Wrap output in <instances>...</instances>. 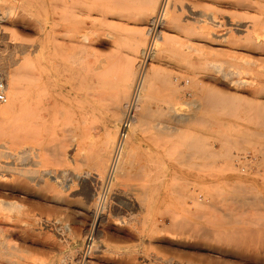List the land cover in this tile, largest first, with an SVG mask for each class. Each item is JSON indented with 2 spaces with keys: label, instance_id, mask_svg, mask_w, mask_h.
<instances>
[{
  "label": "rangeland",
  "instance_id": "rangeland-1",
  "mask_svg": "<svg viewBox=\"0 0 264 264\" xmlns=\"http://www.w3.org/2000/svg\"><path fill=\"white\" fill-rule=\"evenodd\" d=\"M162 1L0 0V67L18 75L19 104L31 103L29 114L17 109L0 132V176L23 185L5 202L22 229L6 234L0 264H264V245L239 251L228 237L216 238L233 229L226 201L240 185L238 198L256 195L244 198H258L257 211L264 206L262 43L222 22L254 13L240 0H172L164 13ZM154 14L168 20L158 39L149 36ZM143 72L147 84L110 184L126 106ZM189 190L230 210L228 220L214 208L225 226L198 220L202 208L189 209L180 197Z\"/></svg>",
  "mask_w": 264,
  "mask_h": 264
},
{
  "label": "bare ground",
  "instance_id": "bare-ground-1",
  "mask_svg": "<svg viewBox=\"0 0 264 264\" xmlns=\"http://www.w3.org/2000/svg\"><path fill=\"white\" fill-rule=\"evenodd\" d=\"M170 1H172V0H163L162 1V3H161V6H160V8L161 9H163V7H164V9H163V11H164V13H166L167 12V9L169 10V7H171L170 6ZM236 1H238V0H236ZM175 2V1H174ZM175 4V3H174ZM179 4V3H178ZM232 4V3H231ZM238 7H240V8H242L243 10H246V11H252L253 13H254V18H252V20L249 18L248 20H246V21H243V20H245V19H243V20H240V21H237V22H234V20H233V18L232 19H230V18H228L227 16H223V20H222V22L225 20V22L226 23H229L231 26H234V29L240 34V35H244V36H246V37H248V38H251V40L252 41H254V42H259V43H262L261 44V48L260 47H258L257 49H259L261 52H262V54L264 55V0H240V1H238V2H236L235 3ZM166 6V7H165ZM231 6V5H230ZM232 6H234L233 4H232ZM174 7H176V5L174 6ZM174 7H173V12H174V16H171L172 17V20L173 21H175V22H178L177 20H179V16L177 15V13H176V10H177V8H176V10H174ZM234 7H236V6H234ZM159 8V9H160ZM184 9V8H183ZM187 9H188V12L191 14V15H196V12H195V8L193 9V7H191V6H189V5H187ZM2 11V10H1ZM160 11V10H159ZM178 11V10H177ZM203 11V10H202ZM201 12V11H200ZM204 12V11H203ZM202 12V13H203ZM2 13V12H1ZM156 13H158V11H156ZM161 13V12H160ZM159 13V14H160ZM3 14V13H2ZM159 14L158 15H155L154 14V16H152L150 19H149V36H152V37H155V39L157 38H161V36H162V33H163V29H164V27L165 26H168V20L163 16V19H162V21H160V20H157V18H158V16H159ZM162 14V13H161ZM205 14H207V12L205 13ZM3 16V15H2ZM161 16V15H160ZM204 16V15H203ZM1 17V16H0ZM162 17V16H161ZM170 17V18H171ZM189 17H190V15H189ZM230 17V16H229ZM194 18V17H193ZM213 18V17H212ZM3 19V18H2ZM160 19V18H159ZM197 19V18H196ZM200 18H198V20H199ZM171 20V21H172ZM202 20V19H201ZM200 20V21H201ZM239 20V19H238ZM3 21H4V19H3ZM157 21H160V22H158L157 23ZM216 21V20H215ZM208 22V21H207ZM213 22V21H212ZM212 22H210V23H212ZM217 22V21H216ZM171 23V22H170ZM169 23V24H170ZM173 23V22H172ZM220 23V22H219ZM224 23V22H223ZM158 24V25H157ZM174 24V23H173ZM232 28V27H231ZM230 28V29H231ZM0 34H1V32H0ZM242 37V36H241ZM246 37H245V39H246ZM86 39V38H85ZM86 41V40H85ZM250 41V40H249ZM251 41V42H252ZM87 42V41H86ZM12 44V43H11ZM248 44V43H247ZM253 44V43H252ZM244 47V46H243ZM243 47H242V49H243ZM146 48V47H145ZM247 48V47H246ZM144 51H146V50H144ZM154 54H155V52H154ZM153 55V54H152ZM153 57V56H152ZM264 57V56H263ZM151 60V59H150ZM146 63V62H145ZM9 65V64H8ZM146 65H147V63H146ZM141 66V65H140ZM145 66V65H144ZM5 67V66H4ZM0 67V71L4 74V76H5V79H6V82H7V102L0 108V132H2L3 131V129H4V127H5V124H6V122L8 123L9 122V120H8V118H10V116L11 115H13L14 113H16L17 112V109L18 110H20L21 111V109L24 111V113H26V114H29L30 113V109H31V103H28L27 105H25V106H21L20 104H19V92H18V75L16 74V72H12V71H10V70H7L8 69V67ZM144 73V72H143ZM142 79L140 80V82L138 83V85H136L135 86V88H134V92H133V97H132V101L126 106V108L128 109V110H126L127 112V114H126V118H125V121L122 123V125H121V128H120V131H119V135H118V139H117V142H116V145H115V150H114V154H113V158H112V160H111V166H110V171H109V175H108V177H107V181H109V183L111 184V181L114 179V176H115V174H116V172H118V170H119V166L121 165V163H120V161L122 160V158H123V153H124V150H125V145L127 144V140H129L128 139V137H129V135L131 136V125L133 124V122H134V118H133V113L135 114V110H136V108H139V107H137V106H139L138 104H140V99H141V92H142V90L144 89L143 87L145 86L146 87V81L145 80H147V78H146V75H145V73H144V75L141 77ZM150 80V79H149ZM149 80L147 81V82H149ZM150 81H152V80H150ZM236 81V80H235ZM146 84H145V83ZM149 84H151L150 82H149ZM148 84V85H149ZM151 87V86H150ZM145 90H146V88H145ZM131 100V99H130ZM210 107V106H209ZM132 109V110H131ZM132 138H134V137H132ZM193 150V149H192ZM191 150V151H192ZM182 153V152H181ZM212 153V152H211ZM199 154V153H198ZM207 154V153H206ZM181 155V154H180ZM194 155V154H193ZM218 155V154H217ZM204 156V155H203ZM213 156H214V154H213ZM220 156V155H219ZM189 157V156H188ZM6 160H7V158H6ZM183 160V159H182ZM201 160V159H200ZM199 160V161H200ZM209 161H211V160H209ZM3 164H4V162H2ZM5 165V164H4ZM124 166V165H123ZM1 167H2V164H1ZM4 167V166H3ZM125 167H126V165H125ZM120 168H122V167H120ZM2 169V168H1ZM126 169V168H125ZM3 170V169H2ZM1 170V171H2ZM123 170V169H122ZM203 170H205V169H203ZM206 171V170H205ZM122 172V171H121ZM244 172V171H243ZM7 173V172H6ZM120 173V172H119ZM204 173V172H203ZM211 173V172H210ZM0 175H2L1 173H0ZM206 176V175H205ZM212 176V175H211ZM3 177V176H2ZM17 177V176H16ZM11 179V178H10ZM16 179V178H15ZM19 179V178H18ZM105 179V178H104ZM196 179V178H195ZM8 180V179H7ZM12 180V179H11ZM14 180V179H13ZM102 181V180H101ZM195 181V180H194ZM15 182V181H14ZM14 182H13V184H14ZM17 182H18V180H17ZM105 183H106V181H105ZM113 183V182H112ZM194 183V182H193ZM22 185V184H21ZM21 185L20 184H15V185H10V184H8V182L6 183L5 181H4V177H3V179L1 178V176H0V250H4V248H7L8 247V243H10V242H7V240L9 239H7L6 238V234H8V232H15V231H21V229L22 228H20V226L18 225V224H16L14 221H12V219H11V217L12 216H10L9 214H11L10 213V211H9V209H11V208H14V207H11V206H9L10 205V203L12 202H10V201H7V203H9V204H7V203H5L6 202V199H7V197H15L18 193H19V191H20V189L22 188L21 187ZM25 185V184H24ZM193 185V184H192ZM23 186V185H22ZM93 187H94V185H92ZM109 186V185H108ZM110 186H112V185H110ZM109 186V187H110ZM115 186V185H114ZM242 185H240V187H241ZM244 186V185H243ZM239 187V186H238ZM239 187V191H238V188L237 187H235L236 188V190L238 191V192H240L241 190V188ZM212 188V187H211ZM95 189V188H94ZM186 189V188H185ZM187 189H189V187L187 188ZM234 189V188H233ZM93 190V189H92ZM182 190V189H181ZM196 190V189H195ZM195 190H193V191H188V192H186V193H183V196L181 195L180 197L181 198H183V199H186L187 201H191V203H192V205L191 206H188L187 208H196V210L197 209H201L202 208V212L200 211V210H197V211H200L199 212V214H202L201 216H198L197 214H198V212L196 211V216H198V220H200V218L199 217H201V221H203V219L205 220V219H207V222H206V224L207 223H210L211 224V222L213 221V220H217V222L216 223H219L220 225H216L217 227L219 226V227H221V226H225V223H226V221H225V223L223 224V222L221 221V219H222V217H220V219L219 218H215V217H217L216 216V210L218 209L217 207V209L215 208V206H214V202L212 203L209 199H208V197L205 195L204 197H200L199 195V193L198 192H196ZM235 190V191H236ZM94 191V190H93ZM96 191V190H95ZM209 191V190H208ZM233 191V190H232ZM246 191H247V189H246ZM257 191V190H256ZM210 192V191H209ZM238 192H236V194H238L239 195V193ZM241 192H243V190L241 191ZM247 192H249V191H247ZM247 192H245L244 193V195H246V193ZM254 191H252V192H250V194L251 193H253ZM98 193V192H97ZM96 193V194H97ZM178 193V192H177ZM99 194V193H98ZM182 194V193H181ZM222 194H223V192H222ZM225 194H229L228 192L227 193H224L223 195L225 196ZM240 194H243V193H240ZM258 194H260V193H258ZM95 195V194H94ZM210 195V194H209ZM222 195V196H223ZM235 195V194H234ZM233 195V196H234ZM238 195H237V197H235V198H231V199H229L228 201H226L228 204H230L229 206H231L232 207V211H234L235 212V214H234V212H232L233 213V215H234V218H233V229L232 230H229V232H227L226 230V232H224L222 229H221V231H223V235L222 236H220V234L218 233V232H221V231H218V232H215V233H218V234H216L217 236H216V238H218V239H221L220 237H228L227 238V242H225L226 244L229 242V240L231 241V248H232V243H233V247H235L236 246V249L238 250L239 248L242 250L243 248L242 247H244L245 245V247H247V248H249V247H251V246H254V245H261L260 246V248H262L263 247V245H264V220H262V221H260V222H258L256 219L258 218V220H260L259 218L261 217L262 218V216L263 215H260V211L262 210V206H261V209H259L258 211H257V209H255V207H260V205H257L256 204V206L254 205V201L252 202V200L253 199H255L254 197L256 196H254V195H252V196H254L253 197V199L252 200H250V198H252V196L250 197L249 196V194H247L249 197V199L248 198H244V197H247V195L246 196H244V195H241V196H244L243 198H238ZM179 196V195H178ZM220 196H221V194H220ZM230 196H232V195H230ZM236 196V195H235ZM257 197V196H256ZM104 198V197H103ZM225 198H226V196H225ZM224 198V199H225ZM230 198V197H229ZM1 199H2V201H1ZM4 199H5V201H4ZM99 200V202H100V200H102V202H104L103 201V199H101V196H100V194L98 195V197L96 198V200ZM108 199V198H107ZM9 200V199H8ZM223 200V199H222ZM256 200H258V198H256L255 199V202H256ZM184 201V200H183ZM224 201V200H223ZM261 201V200H260ZM97 202V201H96ZM99 202H97V206L99 205L98 203ZM101 202V203H102ZM262 203V202H261ZM9 206V207H11V208H8L7 207V205ZM17 204V203H16ZM221 204H223L222 202L221 203H219V205H221ZM260 204V203H259ZM12 205V204H11ZM96 205V204H95ZM105 205V204H104ZM219 205H217V206H219ZM14 206V205H13ZM20 206V205H19ZM187 206V205H186ZM214 206V207H213ZM16 207V206H15ZM245 207H246V209H245ZM264 207V206H263ZM20 208V207H19ZM18 208V209H19ZM216 210H215V209ZM227 208V207H226ZM99 209V208H98ZM98 209H97V207L94 209L95 211L94 212H96V210L98 211ZM208 209H210V211H204V210H208ZM224 209V208H223ZM230 209V208H229ZM253 209L254 210H256L255 212L257 213V215H260L259 217H257V218H255V216H257V215H254L255 214V212L253 211ZM13 210V209H12ZM11 210V212H13ZM20 210H21V208H20ZM219 210V209H218ZM222 209H220L219 211L220 212H222L221 211ZM224 210H226V209H224ZM224 210H223V212H224ZM254 212L253 213V215H254V218L253 217H251V214H252V211ZM16 211H18L19 212V210H16ZM25 211V210H24ZM191 211H193V210H191ZM218 211V212H219ZM15 212V211H14ZM207 212V213H206ZM208 212H209V214H208ZM221 213V215H223L224 217H225V215L226 214H228L229 212H231L230 210H228L227 212L228 213H226V211H225V213ZM263 214H264V210L263 211H261ZM16 213V212H15ZM91 213V212H90ZM97 213V212H96ZM184 213V212H183ZM192 213V212H191ZM190 213V214H191ZM193 213H194V211H193ZM215 215H214V214ZM18 214V213H17ZM195 214V213H194ZM188 215V214H187ZM211 215H213V216H211ZM230 215V214H229ZM18 216V215H17ZM191 217H193L192 216V214L190 215ZM215 216V217H214ZM218 216H220V215H218ZM232 216V215H231ZM231 216H229L230 217V220H232L231 218ZM23 217V216H22ZM180 217V216H179ZM178 217V218H179ZM208 217H209V220H212L211 222L208 220ZM213 217V218H212ZM223 217V218H224ZM226 217L228 218V216L226 215ZM16 218V217H15ZM102 218V217H101ZM195 219H197L196 217H194ZM203 218V219H202ZM215 218V219H214ZM226 218V219H227ZM16 219H18V218H16ZM21 219V218H20ZM61 219V218H60ZM103 219V218H102ZM226 219H223V220H226ZM264 219V218H263ZM62 220V219H61ZM218 220H220V221H218ZM228 220H229V218H228ZM227 220V221H228ZM16 221V220H15ZM18 221V220H17ZM59 221V220H58ZM103 221H104V219H103ZM176 221V220H175ZM189 222H190V220H188ZM42 222V221H41ZM45 222V221H44ZM66 222V221H65ZM186 222V221H185ZM215 222V221H214ZM213 222V223H214ZM52 223V222H51ZM56 223V222H55ZM176 223H177V221H176ZM175 222H174V224H176ZM192 223V222H191ZM216 223H214V224H216ZM21 224V223H20ZM24 224V223H23ZM65 224V223H64ZM173 224V225H174ZM208 225V226H212V225ZM25 226V225H24ZM85 226V225H84ZM100 226H102V225H99L98 227H99V229H100V231L103 233L104 232V228L102 227V228H100ZM158 226V225H157ZM177 226H178V224H177ZM187 226V225H186ZM214 227H216L215 225H213ZM231 226H232V223H231ZM27 227V226H26ZM176 227V226H175ZM182 227V226H181ZM227 227H228V225H227ZM191 228V227H190ZM202 228V227H201ZM203 228H205V227H203ZM202 228V229H203ZM58 229V228H57ZM184 229V228H183ZM182 229V230H183ZM206 229V228H205ZM96 230V229H95ZM212 230V229H211ZM85 231V230H84ZM189 231V230H188ZM208 231V230H207ZM214 231H215V229H214ZM186 232H187V229H186ZM189 232H191V231H189ZM210 232V231H209ZM212 232H213V230H212ZM188 233V232H187ZM197 233V232H196ZM222 233V232H221ZM227 233V234H226ZM189 234V233H188ZM187 234V235H188ZM193 234V233H192ZM191 234V235H192ZM198 234H200V233H198ZM197 234V235H198ZM210 234V233H209ZM214 234V233H213ZM103 235V234H102ZM166 235V234H165ZM190 235V234H189ZM215 235V234H214ZM200 236H202L201 234H200ZM205 236V235H204ZM64 237V236H63ZM158 237V236H157ZM163 237V236H162ZM208 237H209V235H208ZM207 237V238H208ZM211 237V236H210ZM213 237H215V236H213ZM225 237H224V239H222V240H224V241H226L225 240ZM170 238V237H169ZM182 239V238H181ZM213 239V238H212ZM217 239V240H218ZM91 240H93V239H91ZM170 240H172V238L170 239ZM183 240V239H182ZM181 240V241H182ZM186 240V239H185ZM207 240V239H206ZM209 240V239H208ZM217 240H215L216 242H217ZM221 240V241H222ZM176 241V240H175ZM183 242V241H182ZM13 243V242H12ZM219 243H220V241H219ZM224 242L222 241V244H223ZM224 243V244H225ZM228 244H230V243H228ZM18 246V245H17ZM237 247H239V248H237ZM255 247V246H254ZM254 247H253V249H252V251H255L254 250ZM9 248V247H8ZM252 248V247H251ZM257 248H258V246H257ZM257 248H255L256 250H257ZM233 249V248H232ZM239 249V251H241ZM245 249V248H244ZM243 249V250H244ZM251 250V249H250ZM264 250V249H263ZM202 251V250H201ZM246 251H247V249H246ZM245 251H243V253H244ZM248 252V251H247ZM257 252H258V250H257ZM256 251L255 252H253V253H257ZM16 253V252H15ZM246 253V252H245ZM264 252L262 251V253L261 254H263ZM13 254V253H12ZM250 254H251V252H250ZM259 254V253H258ZM260 256V255H259ZM29 257V256H28ZM215 257V256H214ZM3 258V257H2ZM9 259V258H8ZM223 259V258H222ZM132 261V260H131ZM241 263V262H240ZM2 264V263H1ZM66 264V263H65ZM68 264V263H67ZM70 264V263H69Z\"/></svg>",
  "mask_w": 264,
  "mask_h": 264
},
{
  "label": "built area",
  "instance_id": "built-area-1",
  "mask_svg": "<svg viewBox=\"0 0 264 264\" xmlns=\"http://www.w3.org/2000/svg\"><path fill=\"white\" fill-rule=\"evenodd\" d=\"M159 17V16H158ZM153 49V42L152 39L149 43V45L146 48V51L143 53V56L141 58V69L144 68V63L150 56ZM7 102V82L5 79L4 74L0 71V108ZM92 235L89 236L88 241L91 240Z\"/></svg>",
  "mask_w": 264,
  "mask_h": 264
}]
</instances>
